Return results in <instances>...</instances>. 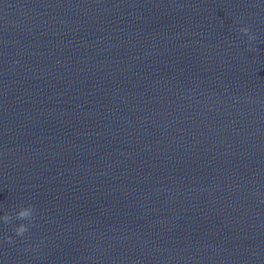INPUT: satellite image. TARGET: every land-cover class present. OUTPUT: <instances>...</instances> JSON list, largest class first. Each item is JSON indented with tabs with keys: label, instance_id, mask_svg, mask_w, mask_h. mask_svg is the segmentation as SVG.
<instances>
[{
	"label": "clouds",
	"instance_id": "obj_1",
	"mask_svg": "<svg viewBox=\"0 0 264 264\" xmlns=\"http://www.w3.org/2000/svg\"><path fill=\"white\" fill-rule=\"evenodd\" d=\"M239 32L247 37L249 46H251L252 41L257 39L256 35L251 32L249 26L240 27ZM14 219L28 222L27 224L20 223L14 228L15 235L22 238L24 237L25 233L29 231V228L33 226V222L35 220V208L32 205H28L26 207L19 208V210L15 213V216H12L7 212L3 216H0V221H2L4 224H9ZM4 240L9 244L14 243L13 238L10 236H5Z\"/></svg>",
	"mask_w": 264,
	"mask_h": 264
}]
</instances>
